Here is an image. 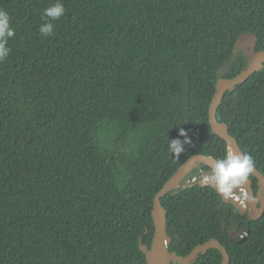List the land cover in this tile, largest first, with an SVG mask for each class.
Here are the masks:
<instances>
[{
    "label": "trees",
    "instance_id": "obj_1",
    "mask_svg": "<svg viewBox=\"0 0 264 264\" xmlns=\"http://www.w3.org/2000/svg\"><path fill=\"white\" fill-rule=\"evenodd\" d=\"M55 2L0 0L16 33L0 63V264H148L156 195L190 158L229 150L210 108L219 80L249 65L238 39L264 51V0H61L60 19H41ZM217 119L264 176V69L225 93ZM179 127L191 144L176 158ZM200 170L162 198L169 251L217 241L230 264H264V214L185 184ZM222 262L212 247L194 264Z\"/></svg>",
    "mask_w": 264,
    "mask_h": 264
},
{
    "label": "water",
    "instance_id": "obj_2",
    "mask_svg": "<svg viewBox=\"0 0 264 264\" xmlns=\"http://www.w3.org/2000/svg\"><path fill=\"white\" fill-rule=\"evenodd\" d=\"M257 46L258 36L255 34L246 33L238 39L235 53L243 51L247 58H249V65L236 77L232 79L221 78L219 80L217 84V92L210 108V121L213 127L214 136L224 139L228 144V149H231L236 154H244V152L235 138L229 133L228 125L218 121L217 111L227 91H233L236 86L247 82L257 72L264 69V51L257 52ZM213 159L215 158L206 155H196L190 158L156 195L153 211L156 228L154 240L151 248L147 245L141 244V250L145 253L148 264H194L201 253H206L212 247L217 248L222 252V264H230L231 259L227 249L217 241L197 246L187 257H179L177 254L171 253L168 249L171 239L167 233V212L162 203V198L168 193L179 189L183 181L196 168L201 166H208L211 168ZM253 174L258 178L261 188L259 192L256 193L253 188V182L248 180L244 187L251 197V200L245 201V204L236 200L235 197L224 201L235 206L241 214L247 215L249 220L257 221L264 214V176L257 169H255ZM202 186L215 190L211 185L202 184ZM236 191L238 194V190ZM248 234L249 231H245L244 229L238 231L236 229L232 232L231 237L233 240H236L237 238L239 241H244Z\"/></svg>",
    "mask_w": 264,
    "mask_h": 264
},
{
    "label": "clouds",
    "instance_id": "obj_3",
    "mask_svg": "<svg viewBox=\"0 0 264 264\" xmlns=\"http://www.w3.org/2000/svg\"><path fill=\"white\" fill-rule=\"evenodd\" d=\"M66 12L61 0L43 10L41 19L47 18L49 21L60 19ZM38 31L45 37L54 34V25L46 22L40 25ZM15 29L11 26V17L7 11L0 9V63L4 62L11 48L8 47L9 40L15 36ZM178 134L181 139L169 140L168 150L174 157L179 158L185 151L184 145L191 144V140L187 137V133L183 128L179 127ZM256 165L251 155L236 154L231 149L227 150L222 158H215L211 164L209 174L201 178L200 184L211 185L223 200L230 198H239L243 204L245 201L251 200L246 188L244 187L250 175L255 172ZM238 190V194L237 191ZM237 200V199H236Z\"/></svg>",
    "mask_w": 264,
    "mask_h": 264
},
{
    "label": "rangeland",
    "instance_id": "obj_4",
    "mask_svg": "<svg viewBox=\"0 0 264 264\" xmlns=\"http://www.w3.org/2000/svg\"><path fill=\"white\" fill-rule=\"evenodd\" d=\"M209 173H210V172H209ZM209 173H206V172L200 170L199 173H198V176H195V177L192 178V179H188V180L186 181L185 184H187V185H191V184H193V183H195V182L201 180V178H202L204 175L209 174ZM200 177H201V178H200Z\"/></svg>",
    "mask_w": 264,
    "mask_h": 264
},
{
    "label": "built area",
    "instance_id": "obj_5",
    "mask_svg": "<svg viewBox=\"0 0 264 264\" xmlns=\"http://www.w3.org/2000/svg\"><path fill=\"white\" fill-rule=\"evenodd\" d=\"M236 198V197H235ZM238 201H240V199L239 198H236ZM243 204H245V202L243 203Z\"/></svg>",
    "mask_w": 264,
    "mask_h": 264
},
{
    "label": "flooded vegetation",
    "instance_id": "obj_6",
    "mask_svg": "<svg viewBox=\"0 0 264 264\" xmlns=\"http://www.w3.org/2000/svg\"><path fill=\"white\" fill-rule=\"evenodd\" d=\"M261 204V203H260Z\"/></svg>",
    "mask_w": 264,
    "mask_h": 264
}]
</instances>
